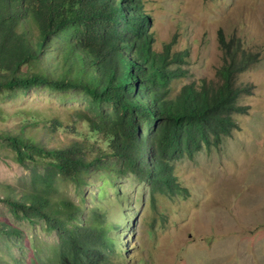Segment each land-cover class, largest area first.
Instances as JSON below:
<instances>
[{"label": "trees", "instance_id": "trees-1", "mask_svg": "<svg viewBox=\"0 0 264 264\" xmlns=\"http://www.w3.org/2000/svg\"><path fill=\"white\" fill-rule=\"evenodd\" d=\"M149 25L141 0H0V100L47 87L79 90L87 101L74 114L88 131L66 146L48 148L23 129L0 133V145L30 171L29 184L19 194L4 186L0 202L15 218L43 220L56 232V264H103L114 244L108 223L88 222L80 206L56 198L57 181L82 190L101 170L110 183L121 176L145 182L152 199L155 192L173 197L181 191L174 161L219 146L236 128L235 115L246 113L238 101L252 86L236 78L258 53L219 30L224 63L217 83L192 81L173 94L171 81L185 72L172 66L184 53L170 55L169 44L154 50ZM54 52L52 71L56 62L47 67L45 59ZM6 225L0 234L19 236Z\"/></svg>", "mask_w": 264, "mask_h": 264}, {"label": "rangeland", "instance_id": "rangeland-1", "mask_svg": "<svg viewBox=\"0 0 264 264\" xmlns=\"http://www.w3.org/2000/svg\"><path fill=\"white\" fill-rule=\"evenodd\" d=\"M141 2L149 16L152 48L162 51L169 44L170 55L184 53L183 61L172 66L185 72L171 81L173 94L192 81L217 83L224 63L219 30L259 54L236 78L238 84L252 86L251 94L238 101L246 113L235 115L236 128L219 146H203L193 158L174 161L181 191L173 197L155 192L152 199L145 182L121 176L110 183L99 175L101 170L92 171L82 190L57 181L55 196L80 206L88 222L98 218L100 226L108 223L114 244L105 251L103 264H264V0ZM55 55L45 59L47 67L56 62L52 71L58 64ZM83 97L76 89L47 87L6 96L0 100V133L23 129L48 148L71 144L88 131L74 114L85 108ZM29 172L0 145V196L7 185L19 194L29 184ZM2 222L20 234H0V264H56L58 238L43 220L17 219L0 202Z\"/></svg>", "mask_w": 264, "mask_h": 264}, {"label": "bare ground", "instance_id": "bare-ground-1", "mask_svg": "<svg viewBox=\"0 0 264 264\" xmlns=\"http://www.w3.org/2000/svg\"><path fill=\"white\" fill-rule=\"evenodd\" d=\"M102 255H104L103 253H102ZM102 257V256H101ZM102 261V260H101Z\"/></svg>", "mask_w": 264, "mask_h": 264}]
</instances>
